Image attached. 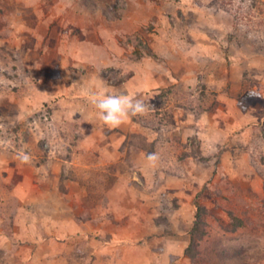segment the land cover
<instances>
[{"label": "rangeland", "instance_id": "rangeland-1", "mask_svg": "<svg viewBox=\"0 0 264 264\" xmlns=\"http://www.w3.org/2000/svg\"><path fill=\"white\" fill-rule=\"evenodd\" d=\"M92 93L148 108L113 128ZM23 185L47 205L22 209ZM195 201L186 264H264V0H0V264L53 217L84 228L71 263L186 248Z\"/></svg>", "mask_w": 264, "mask_h": 264}, {"label": "crops", "instance_id": "crops-1", "mask_svg": "<svg viewBox=\"0 0 264 264\" xmlns=\"http://www.w3.org/2000/svg\"><path fill=\"white\" fill-rule=\"evenodd\" d=\"M84 26H87L89 28L90 22L89 21L85 22ZM90 28L92 29V26ZM94 29H95V26L89 32L93 31L92 34H94V32L96 33V30ZM20 191L22 192L23 196L25 195L23 197L25 201L31 200L29 202L22 201V205H24L22 206V209H30L32 208V205H36L37 203L43 206L45 202V205H47L46 203L48 199L47 201L41 202V199H42L41 198L39 199V201L35 200V202H32L34 200L33 197H35L32 194L36 193L37 194L36 196L38 198L42 190L40 189L36 190V188L29 189L27 185H23L22 188H20ZM28 204L30 205V207H27ZM124 204L126 203L124 202ZM134 204L137 205L136 203ZM134 204L131 203L130 206L127 207L128 215L122 210L116 211L115 215L118 217L121 215L127 216V219L129 220L126 219L125 222L129 224H132L136 220L137 222H139V220L141 219H139L138 218L139 216L136 215L137 211L134 208L135 206ZM20 214L21 213H19V215ZM36 215L37 214H34V218L37 219ZM53 218L55 219L54 222L49 219L47 220V218H46V221L44 220L45 222L43 221V219H40L39 223L37 222V220H34L35 223L37 222L36 225L38 224L41 225L40 228L42 229L39 235H37V230L35 233H34L35 230L34 231L32 230L30 232L31 236H27L25 234V236L29 237L28 239L24 240L22 238L23 239L22 240V250L24 251L25 256L23 259L19 260L20 264H27V263L28 264H76L74 262L73 263L68 262L64 257H60V256L64 255L66 257L67 254H69L70 249L72 248L73 241L77 237L75 236L76 231L78 229H81V231L83 232L84 228L81 227L80 224L76 223L75 220L72 218L71 219L67 218L65 220L64 219L59 220L58 217H53ZM140 222L138 223L139 226H138V229H136V231H133L131 229L132 225H130V228L128 229L130 231V235L132 236V238H134V240L139 241L138 239H143V242H146L145 238L152 231H155L156 227L153 226V224L151 223L144 224ZM161 240H162L161 237H158V238L154 237L153 239H148L147 241L154 242V241H161ZM162 241H164V244L162 246L161 256H159L160 253H156L154 249L150 250L149 249L150 246L148 244L145 245L143 243L142 245H140L142 252L140 251L139 248H137L135 252L133 251L134 253L129 252V254H123L121 250L120 254L118 256L117 255L114 256V259L112 261L110 257H107V250H105V248H99L95 252L96 258L94 259L92 264H172L171 262H169V258H168L170 254H173L176 256V259L174 260V264H186L185 259L182 257L184 248L186 246L185 243H180L176 239L172 241L170 240H166V241L162 240ZM139 251L141 252L140 254L138 253Z\"/></svg>", "mask_w": 264, "mask_h": 264}, {"label": "clouds", "instance_id": "clouds-1", "mask_svg": "<svg viewBox=\"0 0 264 264\" xmlns=\"http://www.w3.org/2000/svg\"><path fill=\"white\" fill-rule=\"evenodd\" d=\"M250 95L254 94L250 93ZM90 102L99 110V118L113 128L120 126L129 115H142L148 108L144 100L126 94L92 93ZM24 159L27 160V157ZM148 159L155 161L156 157L150 154Z\"/></svg>", "mask_w": 264, "mask_h": 264}, {"label": "trees", "instance_id": "trees-1", "mask_svg": "<svg viewBox=\"0 0 264 264\" xmlns=\"http://www.w3.org/2000/svg\"><path fill=\"white\" fill-rule=\"evenodd\" d=\"M194 204L196 207V211L194 214V220H193L192 226L188 231L190 241L188 243V246L184 249V252L186 254H189L190 256L194 255L193 246H194L195 238L198 236L199 233L203 234L202 226L204 222H203L202 216H203V213L205 212V208L202 205H200L197 201H195ZM232 221L234 224V228L237 227L239 223L240 224L242 223L238 218L234 216H232Z\"/></svg>", "mask_w": 264, "mask_h": 264}]
</instances>
